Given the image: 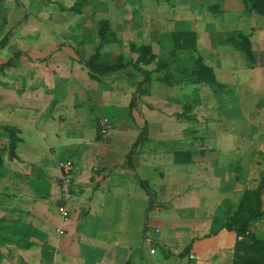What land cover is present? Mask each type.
I'll list each match as a JSON object with an SVG mask.
<instances>
[{"label":"rangeland","instance_id":"1","mask_svg":"<svg viewBox=\"0 0 264 264\" xmlns=\"http://www.w3.org/2000/svg\"><path fill=\"white\" fill-rule=\"evenodd\" d=\"M101 20L116 36L106 40L104 52L131 62L136 55L130 46H151L180 80L173 86L160 83L155 63L140 66L151 77L140 90L143 76L134 68L92 79L98 80L99 91L111 92L109 138L114 135L126 147L124 164L135 157L143 162L145 177L153 170L161 193L151 212L160 222H185L193 208L199 216L201 197H215L209 210L214 218L199 233L219 229L244 190L264 180V18L248 13L239 0H7L0 6V41L8 35L0 64L15 53L20 56L0 72V81L9 86L18 60H39L42 49L76 45V56L87 59ZM174 31H193L197 50L174 54ZM239 33L249 37L253 61L229 41ZM198 57L217 85L195 84L175 72L193 68ZM1 127L0 152L6 156L9 140ZM175 153L190 154V162L174 164ZM153 155L156 162L149 163ZM216 188L229 193L225 202L217 204ZM251 226L264 240V216Z\"/></svg>","mask_w":264,"mask_h":264},{"label":"crops","instance_id":"2","mask_svg":"<svg viewBox=\"0 0 264 264\" xmlns=\"http://www.w3.org/2000/svg\"><path fill=\"white\" fill-rule=\"evenodd\" d=\"M75 48L42 49L39 60H18L9 86L0 81V126L17 129L19 139L16 157L7 152L0 164V264H231L234 232L221 225L199 233L214 218L215 197H201L199 216L193 208L188 220L172 223L152 214L154 201L146 224L149 200L139 180L160 202L157 178L153 170L143 175L138 158L124 164L126 147L114 135L100 140L97 120L111 117V92L99 91ZM65 161L74 172L63 222L56 208ZM217 189V204L225 202L229 193ZM190 243L189 254L180 257Z\"/></svg>","mask_w":264,"mask_h":264},{"label":"trees","instance_id":"3","mask_svg":"<svg viewBox=\"0 0 264 264\" xmlns=\"http://www.w3.org/2000/svg\"><path fill=\"white\" fill-rule=\"evenodd\" d=\"M7 0H0V6ZM248 13H255L264 18V0H239ZM171 41L174 47L173 53L176 52H190L197 50V37L193 31H174L170 34ZM115 39L116 36L111 30L110 23L107 20H101L97 30V41L94 52L87 59L81 60V65L88 71L89 77L95 79L98 76H108L127 68H134L140 70L143 76V81L138 84V89L149 83L151 77L148 71H143L140 66H148L155 63V72L158 74V81L164 85L173 86V84L180 82L176 79L169 70V65L166 61L159 59L152 50L151 46L142 45L139 47L130 46V52L136 55V58L131 62H125L121 56H111L104 52L105 43L108 39ZM231 44L235 45L240 51L244 53L249 61H253L251 50V43L249 37L243 34H237L235 38H229ZM8 42V35H5L0 41V49L4 48ZM20 56V53H15L6 63L0 64V72L13 65V61ZM175 72L185 79L195 84H211L217 85V81L213 71L205 66L201 58H196L193 68H177ZM138 90V92H139ZM131 106V105H130ZM1 129L7 133L8 157L15 158L14 153L15 144L18 142V130L2 126ZM146 128L144 127L143 131ZM131 151L126 157V161L131 158ZM190 154L173 155L174 164H188L190 162ZM2 163V155L0 152V164ZM139 186L146 193L149 204L146 210V224L148 221V214L153 209L155 201V192L150 187L149 183L144 180H139ZM264 180L254 190H244L241 195L236 211L231 215L221 229L234 232L236 235V242L233 248V257L231 264H264V240H259L250 231L252 222L261 219L264 216ZM191 250V243L179 255L184 257L188 255Z\"/></svg>","mask_w":264,"mask_h":264},{"label":"built area","instance_id":"4","mask_svg":"<svg viewBox=\"0 0 264 264\" xmlns=\"http://www.w3.org/2000/svg\"><path fill=\"white\" fill-rule=\"evenodd\" d=\"M97 129L100 140L107 142L110 137V122L107 117H100L97 120ZM73 172L74 168L71 161H65L60 167V201L57 205V213L63 222H66L69 218V212L67 204L73 199ZM59 234H63V231L59 230ZM158 233V230H156ZM150 253H154L151 250Z\"/></svg>","mask_w":264,"mask_h":264}]
</instances>
